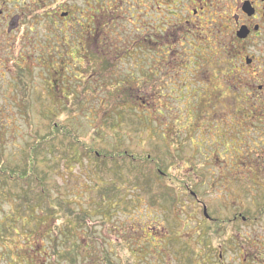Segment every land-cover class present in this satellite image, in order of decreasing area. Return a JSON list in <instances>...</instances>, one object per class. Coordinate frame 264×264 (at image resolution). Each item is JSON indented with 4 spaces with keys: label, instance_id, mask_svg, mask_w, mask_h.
I'll return each mask as SVG.
<instances>
[{
    "label": "rangeland",
    "instance_id": "374dc122",
    "mask_svg": "<svg viewBox=\"0 0 264 264\" xmlns=\"http://www.w3.org/2000/svg\"><path fill=\"white\" fill-rule=\"evenodd\" d=\"M65 1L76 0H20L27 13L0 54V161L25 172L31 149L43 180L0 189V264H220L244 253L264 264V180L236 184L227 169L219 184L222 163L250 161L244 148L263 142L257 107L236 90L239 47L178 40L187 53L156 88H100L60 37ZM42 188L44 214L27 218ZM235 212L256 221L222 227Z\"/></svg>",
    "mask_w": 264,
    "mask_h": 264
},
{
    "label": "flooded vegetation",
    "instance_id": "af4514ba",
    "mask_svg": "<svg viewBox=\"0 0 264 264\" xmlns=\"http://www.w3.org/2000/svg\"><path fill=\"white\" fill-rule=\"evenodd\" d=\"M19 1L0 0V54L8 50L9 39L27 13V10L17 9ZM40 4L44 5L43 0ZM67 4L68 1L63 2L64 7L58 14L60 37L70 42L68 56L90 60L94 83L100 88H156L161 83L158 79L161 75L157 72L170 71L177 56L187 53L185 47L176 49L178 40L186 43L194 37L202 44L210 38L219 49L225 47L226 42L234 47L237 45L240 61L232 67L237 74L236 90L247 89V103L257 107L252 119L256 122L253 126L255 139L260 143L257 123L264 124V0H76L73 6ZM27 5L25 3V8ZM247 44L254 50V56L245 53ZM188 47L190 50L191 44ZM135 60L138 61L134 64L137 70L131 73L125 65ZM139 71L142 78L138 76ZM219 72L223 74L225 70L220 68ZM136 98L142 103L145 101V98ZM261 131L264 132V125ZM261 137V146L244 148V152L247 149L245 153L254 155L249 157L250 161L221 164L219 184L222 188L228 184L227 169L238 170L234 176L236 184L246 181L255 188L261 186L264 133ZM181 151L180 146L174 149L177 153ZM191 196L196 198L194 194ZM204 209L208 219L205 206L203 214ZM255 221L256 218H245L235 212L231 218L224 216L222 227L232 224L231 228L236 229L239 224ZM224 245L225 242L221 247ZM219 259L220 264L256 261L245 253L242 261L230 259L226 263L222 256Z\"/></svg>",
    "mask_w": 264,
    "mask_h": 264
},
{
    "label": "trees",
    "instance_id": "16d2710c",
    "mask_svg": "<svg viewBox=\"0 0 264 264\" xmlns=\"http://www.w3.org/2000/svg\"><path fill=\"white\" fill-rule=\"evenodd\" d=\"M86 60H89L88 58H84ZM89 65H90V60H89ZM81 65H79L80 67ZM60 67V66H59ZM62 67V66H61ZM23 79H21L20 81H22ZM25 85V84H24ZM6 126H4L3 124H0V131L2 129H4ZM0 144H2V141L0 140ZM2 146L0 145V150H1ZM32 150L30 149L28 154H27V160H26V164H25V172L23 171H12L10 169H6L4 168L3 166V163L0 161V181L3 180L2 182H0V189L4 188L6 186V183H4L5 181L7 182L8 180L10 182H13V183H17L19 181H22V182H27L29 181V179L33 178L34 180L37 181V183L40 185H42V179L39 177V175L35 172V164H36V160H35V157L33 155V153L31 152ZM157 168H160V164L159 163H154ZM1 192V191H0ZM26 195V192L23 191L22 195L20 194V197L22 196L23 199L27 198L28 196H25ZM29 200V198L27 199ZM45 200H46V194H45V191L44 189L42 188L41 190V194L38 196V197H34L32 198V201H36L38 203V206L35 210L33 211H28L27 213V218H34V215L37 216L38 218L41 219V217L36 214V212H39V214L43 215L44 214V210L42 209L44 203H45ZM40 208V210H39ZM49 214V213H48ZM44 216H47V215H44ZM4 224H1L0 223V231H3L4 230Z\"/></svg>",
    "mask_w": 264,
    "mask_h": 264
},
{
    "label": "water",
    "instance_id": "95a60500",
    "mask_svg": "<svg viewBox=\"0 0 264 264\" xmlns=\"http://www.w3.org/2000/svg\"><path fill=\"white\" fill-rule=\"evenodd\" d=\"M204 215L206 216V210L204 209Z\"/></svg>",
    "mask_w": 264,
    "mask_h": 264
}]
</instances>
